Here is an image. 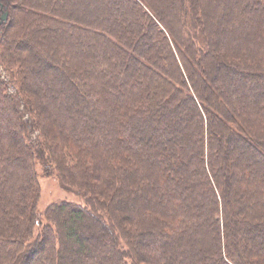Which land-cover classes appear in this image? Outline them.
<instances>
[{"label": "trees", "instance_id": "trees-1", "mask_svg": "<svg viewBox=\"0 0 264 264\" xmlns=\"http://www.w3.org/2000/svg\"><path fill=\"white\" fill-rule=\"evenodd\" d=\"M4 14L0 264H264V0Z\"/></svg>", "mask_w": 264, "mask_h": 264}, {"label": "rangeland", "instance_id": "rangeland-1", "mask_svg": "<svg viewBox=\"0 0 264 264\" xmlns=\"http://www.w3.org/2000/svg\"><path fill=\"white\" fill-rule=\"evenodd\" d=\"M0 80L7 82L9 80L8 73L0 66ZM36 134L31 137L35 139ZM38 166L39 184H40V199L38 203V212L42 214L50 204L59 201L67 200L72 202H80L79 197L75 193L63 190L57 178L53 176H44Z\"/></svg>", "mask_w": 264, "mask_h": 264}, {"label": "water", "instance_id": "water-1", "mask_svg": "<svg viewBox=\"0 0 264 264\" xmlns=\"http://www.w3.org/2000/svg\"><path fill=\"white\" fill-rule=\"evenodd\" d=\"M6 15H7V14L2 15V17H1V22H5V21H6V18H7Z\"/></svg>", "mask_w": 264, "mask_h": 264}, {"label": "flooded vegetation", "instance_id": "flooded-vegetation-1", "mask_svg": "<svg viewBox=\"0 0 264 264\" xmlns=\"http://www.w3.org/2000/svg\"><path fill=\"white\" fill-rule=\"evenodd\" d=\"M0 24H1V21H0Z\"/></svg>", "mask_w": 264, "mask_h": 264}]
</instances>
